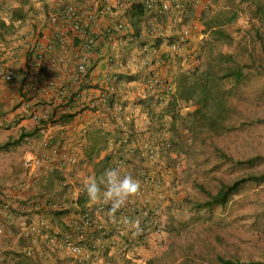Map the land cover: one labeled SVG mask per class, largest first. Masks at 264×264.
<instances>
[{
  "label": "crops",
  "instance_id": "0c3cea01",
  "mask_svg": "<svg viewBox=\"0 0 264 264\" xmlns=\"http://www.w3.org/2000/svg\"><path fill=\"white\" fill-rule=\"evenodd\" d=\"M100 1L108 2L116 14L97 13L93 3ZM212 2L189 4L186 14L177 21L143 10L137 17L131 0H34L25 7L23 19L14 22L13 36L0 48V66L5 64L8 52L15 57L12 81L0 78L2 264H73L67 254L57 251L53 240L71 234L69 225L86 211L107 229L115 230L117 221L109 219L108 210L97 213L84 191L90 177H99L120 157L126 162V174L140 182L137 155L123 152L118 142L120 130L114 106L131 110L135 146L164 135L174 140L177 127L165 110L176 96L182 75L196 65L187 64L183 57L172 58L167 44L186 35L189 49L199 56L206 37L204 7ZM69 4L77 8L82 22L88 23L97 36L91 53L84 51V39L70 31L63 43L55 39L56 30L64 27L62 15ZM119 23L126 27L122 33L115 38L106 34L107 28ZM152 31L161 36H153ZM39 48L43 55L35 68ZM84 61L87 75L76 82L73 78ZM152 69L172 83L170 94L145 91L143 79ZM113 75L118 81L110 83L114 89L111 94L106 91L105 79ZM188 111L183 108L181 113ZM174 157L167 153L164 158L172 163ZM68 160L73 164L63 166ZM142 166L147 175L157 170L152 164ZM170 183V178L165 179L155 191L163 197L157 207L163 233L157 235L149 229L146 234L144 225L137 229L126 224L124 237L118 238L116 233L104 241L98 232L86 231V243L105 242V250L98 253L93 264L120 262L125 257L124 242L134 241L140 234H146L147 241L136 249L132 262L140 264L164 251L167 214L179 194L168 190ZM150 190L145 188L146 192ZM138 197L140 190L131 200ZM26 250L31 251L30 257L25 255Z\"/></svg>",
  "mask_w": 264,
  "mask_h": 264
},
{
  "label": "rangeland",
  "instance_id": "374dc122",
  "mask_svg": "<svg viewBox=\"0 0 264 264\" xmlns=\"http://www.w3.org/2000/svg\"><path fill=\"white\" fill-rule=\"evenodd\" d=\"M19 2L0 0L1 19L8 22ZM212 6L203 17V27L209 18L226 20L235 15L223 29L231 34L234 47L240 41L246 44L248 52L238 55L256 69L259 78L242 84L236 125L220 136L201 134L193 143L181 123H176L172 152L183 162V170L175 177L179 194L167 214V244L162 253L140 264H219L218 257L264 264V183L244 184L224 207L194 210V204L207 201L223 185L264 174V0H213ZM220 48L217 45L215 51ZM229 49L221 48L222 52ZM251 115L260 121L240 123ZM253 158V165L236 164ZM119 261L116 264H139L125 257Z\"/></svg>",
  "mask_w": 264,
  "mask_h": 264
},
{
  "label": "built area",
  "instance_id": "2783aa9c",
  "mask_svg": "<svg viewBox=\"0 0 264 264\" xmlns=\"http://www.w3.org/2000/svg\"><path fill=\"white\" fill-rule=\"evenodd\" d=\"M202 0H131V5L140 6L146 13L156 12L159 15L167 17L170 21H177L184 16L188 10L189 4H198ZM87 6L91 5L90 1L84 2ZM97 5V13L104 14L106 12L113 13L112 7L106 1H100L93 3ZM92 4V5H93ZM121 7V3L117 5V9ZM212 5L205 4L206 13L212 8ZM116 14V13H113ZM62 29H57L55 33V39L59 42H64L66 39V32L70 31L85 41L83 47L86 53L94 51L97 44V36L91 32V27L88 23L82 22L81 16L74 5H67L64 7ZM58 26V25H57ZM125 25L119 23L113 29L107 28L106 34L111 38H115L117 34L122 33L125 30ZM153 36H161V33L152 31ZM168 53L172 58L183 57L184 61L189 64L193 63L196 67L200 63V55L197 56L196 52L189 49L188 39L186 35L178 40L171 41L167 44ZM39 53L36 61L33 63L35 68L41 63L43 51L39 48ZM15 64V57L11 53L5 55V64L0 66V78L5 82H11L13 77V66ZM169 66V65H167ZM87 75V67L85 61L79 65L77 73L74 76V81L78 82ZM118 77L113 75L105 79L106 91L114 94V89L111 86V82H117ZM145 91L154 92L157 91L161 94H170L173 90V85L166 79H164L155 70L147 72L142 83ZM109 97L107 96L106 100ZM116 118L119 124L120 138L119 144L123 147V152L133 153L137 155L138 165L140 166L139 179H140V197L135 200H130L126 206L117 212V222L115 230L107 229L102 224L95 220L89 211L81 213L73 222L69 225L71 234L64 235L61 239L53 240V244L59 253H65L69 256L73 264H93L98 253L105 250V242L97 244L86 243L84 239V233L86 231H96L100 234L104 241L110 239V235L116 234L121 238L125 235V228L123 225L130 224L128 221H138L140 225L146 227L145 233L149 229L153 230V233L160 235L163 233L161 227H159V220L157 218L158 204L163 200L160 193L155 192L163 184L167 178L171 179V183L168 186V190L175 194L179 191V186L176 184V173L183 170V162L173 158L172 163H168L164 158L167 153L174 154L172 152V141L165 135L153 142H144L143 145L137 147L135 145V138L132 136L130 124L131 110L128 106H122L115 104ZM175 155V154H174ZM73 164L72 160L66 161L64 165ZM143 164H152L157 170L151 176L147 175L143 169ZM113 167H119L122 174H126V162L120 157L118 158ZM178 175V174H177ZM145 188L151 189L150 192H146ZM109 205L96 204L95 211L97 213H104L108 210ZM35 209H33L34 211ZM10 218L11 215L7 214ZM146 234H140L134 238V241H125L123 244V255L126 259H130L135 253L136 249L143 246L147 239ZM25 255L31 256V251L26 250ZM0 255V264L1 263Z\"/></svg>",
  "mask_w": 264,
  "mask_h": 264
},
{
  "label": "trees",
  "instance_id": "16d2710c",
  "mask_svg": "<svg viewBox=\"0 0 264 264\" xmlns=\"http://www.w3.org/2000/svg\"><path fill=\"white\" fill-rule=\"evenodd\" d=\"M29 4L28 0H21L12 11L8 23L0 17V48L13 36L14 22L23 19L25 7ZM135 10L137 17L142 15L143 11L140 6H136ZM234 16L226 20L213 17L204 22V34L207 38L201 46L202 62L182 75L176 96L165 110L166 114L173 119V123H181L193 143L201 134L220 136L224 130L234 128L239 114L238 105L241 99L238 95H240L241 86L245 81L259 78L256 69L249 68L246 63H243L244 57L238 55L242 56L248 52L246 44L240 41L239 46L234 47L231 34L223 29L232 22ZM217 45L221 48H231L232 51L229 49V52H222L221 48L215 51ZM241 58H243L242 61ZM253 97L259 100L257 93ZM183 108H191V110L182 115ZM251 116L245 117L240 123H245L247 120L249 123L255 120L260 121L255 119V115ZM254 162H256L255 158L237 161L236 164L253 165ZM247 183L258 185L264 183V174L249 175L229 185H223L214 195H210L207 201L194 204V210H211L215 207L226 206L239 189ZM217 262L219 264H260L232 261L221 257L217 258Z\"/></svg>",
  "mask_w": 264,
  "mask_h": 264
},
{
  "label": "clouds",
  "instance_id": "9594fccd",
  "mask_svg": "<svg viewBox=\"0 0 264 264\" xmlns=\"http://www.w3.org/2000/svg\"><path fill=\"white\" fill-rule=\"evenodd\" d=\"M140 182L131 174H122L119 167H109L99 177H90L84 185L87 201L109 205L108 216L112 222L117 221L116 213L121 210L140 190ZM137 229L138 221H128Z\"/></svg>",
  "mask_w": 264,
  "mask_h": 264
}]
</instances>
